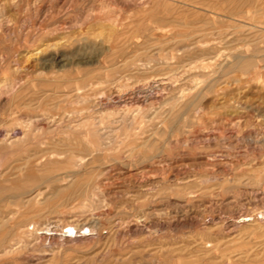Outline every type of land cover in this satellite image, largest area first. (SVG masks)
Wrapping results in <instances>:
<instances>
[{
    "label": "rangeland",
    "instance_id": "obj_1",
    "mask_svg": "<svg viewBox=\"0 0 264 264\" xmlns=\"http://www.w3.org/2000/svg\"><path fill=\"white\" fill-rule=\"evenodd\" d=\"M257 181L262 0H0V264H264Z\"/></svg>",
    "mask_w": 264,
    "mask_h": 264
},
{
    "label": "bare ground",
    "instance_id": "obj_2",
    "mask_svg": "<svg viewBox=\"0 0 264 264\" xmlns=\"http://www.w3.org/2000/svg\"><path fill=\"white\" fill-rule=\"evenodd\" d=\"M243 1V0H242ZM255 1H257V0H254V2ZM259 1H261V0H259ZM262 2H264V0H262ZM259 4V3H258ZM255 5V4H254ZM239 7V6H238ZM173 17V16H172ZM129 23V22H128ZM115 25H113L112 27H114ZM240 27H242V26H240ZM160 29H162V27L160 28ZM115 32V31H114ZM256 33V32H255ZM260 33V32H259ZM115 34V33H114ZM116 34H117V32H116ZM256 34H258V33H256ZM113 35V34H112ZM262 34L260 33V36H261ZM253 37V35H250V37ZM254 36H255V34H254ZM259 36V37H260ZM262 37V36H261ZM130 39V38H129ZM245 39V38H244ZM243 39V40H244ZM250 39V38H249ZM261 40V39H260ZM113 41H115V40H113ZM117 41V40H116ZM253 41V40H252ZM258 42H259V39L257 40ZM252 43V42H251ZM249 44V43H248ZM255 44V43H254ZM245 45V44H244ZM243 45V46H244ZM253 47V46H252ZM257 48V47H256ZM240 49V48H239ZM242 49V48H241ZM236 50V49H235ZM243 50V49H242ZM234 51V50H233ZM235 52V51H234ZM233 52V53H234ZM181 53V52H180ZM250 54V53H249ZM124 55V54H123ZM201 55V54H200ZM246 55V54H245ZM255 55V54H254ZM257 55V54H256ZM247 56V55H246ZM246 56H243V55H241V54H239V55H236L235 57H234V63L232 64V66L233 67H236V65L238 64V63H240L241 61H243V62H245L247 59V57ZM250 56H251V54H250ZM249 56V57H250ZM204 57V56H203ZM255 57V56H254ZM250 58H253V56H251ZM256 58V57H255ZM167 59V58H166ZM169 59V58H168ZM201 59V58H200ZM205 59V58H204ZM254 59V58H253ZM209 60V59H208ZM249 60V59H248ZM216 61V60H215ZM250 62H252L253 60H249ZM147 62V61H146ZM233 62V61H232ZM242 62V63H243ZM249 62V63H250ZM241 63V64H242ZM246 63V62H245ZM257 63V62H256ZM247 64H248V62H247ZM253 64H255L254 62H253ZM252 64V65H253ZM243 65H244V63H243ZM246 65V64H245ZM251 65V66H252ZM146 66V65H145ZM170 66V65H169ZM242 66V65H241ZM139 67V66H138ZM141 67V66H140ZM220 67V66H219ZM240 67V66H239ZM245 67V66H244ZM243 67V68H244ZM246 67H248V66H246ZM250 67V66H249ZM255 67V66H254ZM167 68V67H166ZM252 68V67H251ZM171 73V72H170ZM202 73V72H201ZM178 75V74H177ZM180 75V74H179ZM174 76V75H173ZM212 78V77H211ZM208 84V83H207ZM206 84V85H207ZM90 88V87H89ZM91 88H93V87H91ZM91 88H90V91H91ZM201 90H202V87L200 88ZM79 90V89H78ZM86 90H89V89H86ZM141 90V89H140ZM143 90V89H142ZM201 90H200V92H201ZM89 91V100H90V98L92 97H90V93L92 92H90ZM95 91V90H94ZM199 92V91H198ZM93 93V92H92ZM81 94V93H80ZM85 94V93H84ZM202 94V93H201ZM92 95V94H91ZM83 97V96H82ZM87 98V97H86ZM98 99V98H97ZM146 99V98H145ZM144 99V100H145ZM87 101V100H86ZM142 101V100H141ZM98 102V101H97ZM143 102V101H142ZM177 103H178V101H176ZM176 102H174V103H176ZM174 103L172 104V108L174 107ZM180 103V102H179ZM158 106V105H157ZM177 107V106H176ZM171 108V107H170ZM88 109V108H87ZM87 109H86V111H87ZM84 110V109H83ZM89 110V109H88ZM79 112V111H78ZM177 112V111H176ZM175 115H177V113H174ZM173 114V115H174ZM172 115V114H171ZM57 117V116H56ZM179 117H180V115H179ZM182 117V116H181ZM61 118V117H60ZM89 118V117H88ZM84 119H86V118H84ZM90 119V118H89ZM173 119V118H172ZM183 119V118H182ZM62 120V119H61ZM65 120V119H64ZM87 120V119H86ZM93 120V119H92ZM167 120V119H166ZM173 120H176V119H173ZM58 123H60V121H59V119H58ZM68 124V123H67ZM95 125V124H94ZM60 127H62L63 126V124L62 125H59ZM31 127V126H30ZM67 127H69L68 125H67ZM71 127V126H70ZM95 127H93V129H94ZM182 128V127H181ZM92 129V130H93ZM26 131V130H25ZM25 131H23V132H25ZM95 131V130H94ZM93 131V132H94ZM97 131V130H96ZM27 132V131H26ZM4 134V133H3ZM25 135V134H24ZM29 135V134H28ZM103 135V134H102ZM101 135V136H102ZM100 136V135H99ZM17 137V136H16ZM21 138V137H20ZM23 138V137H22ZM26 138V137H25ZM101 138V137H100ZM99 138V139H100ZM98 139V140H99ZM58 139H56V141H57ZM101 140V139H100ZM20 141H21V139H20ZM23 142V141H22ZM25 142H26V140H25ZM63 142V141H62ZM99 142V141H98ZM24 143V142H23ZM22 143V145H25V144H23ZM60 143V142H59ZM64 143V142H63ZM70 143V142H69ZM72 143V142H71ZM51 144H52V142H51ZM101 144V143H100ZM13 145V144H12ZM46 145V144H45ZM53 145V144H52ZM85 145V144H84ZM84 145H83V147H84ZM102 145V144H101ZM100 145V146H101ZM103 145H105L104 144V141H103ZM51 146V145H50ZM65 146V145H64ZM72 146V145H71ZM21 147V146H20ZM83 147H81V149H83ZM85 147H86V145H85ZM19 148V147H18ZM53 148H55L54 146H53ZM61 148V147H60ZM56 149L58 150L59 148H57L56 147ZM85 149H87V148H85ZM100 150H102V147H101V149ZM60 151H62V149L60 150ZM91 151V150H90ZM95 151H97L98 152V150H95ZM87 152V151H86ZM85 152V153H86ZM97 152H95V153H97ZM105 152V151H104ZM32 153V152H31ZM37 153V152H36ZM84 153V152H83ZM89 153V152H88ZM100 153V152H99ZM101 153H102V151H101ZM130 153V152H129ZM91 154V153H90ZM56 155H59V154H56ZM100 154H98V156H99ZM88 156V155H87ZM91 156V155H90ZM96 156V155H95ZM98 156H97V158H98ZM27 157V156H26ZM35 157V156H34ZM50 157V156H49ZM62 157V156H61ZM89 157V156H88ZM42 159V158H41ZM44 159V158H43ZM30 160V159H29ZM89 160H91V159H89ZM54 161V160H53ZM85 161V156H79L78 157V163H82V162H84ZM92 161V160H91ZM90 161V162H91ZM94 161V160H93ZM22 162V161H21ZM26 162V161H25ZM51 162V161H50ZM55 162H57V161H55ZM60 162H62V161H60ZM89 162V163H90ZM32 163H35V162H32ZM45 163H47V162H45ZM52 163V162H51ZM54 163V162H53ZM88 163V162H87ZM23 164V163H22ZM21 164V165H22ZM28 164H30V162L28 163ZM49 164V163H48ZM55 164V163H54ZM33 165V164H32ZM42 165H44V164H42ZM46 165V164H45ZM61 165V164H60ZM76 165H77V163H76ZM23 166H24V164H23ZM49 166H51V165H49ZM48 166L46 165V167H45V170H46V168H47ZM53 167V166H52ZM68 167V166H67ZM260 167V166H259ZM31 168H32V166H31ZM33 169V168H32ZM48 169V168H47ZM54 169H55V167H54ZM57 169V168H56ZM260 169V168H259ZM42 170H44V168H42ZM71 170V169H70ZM69 170V171H70ZM37 171V170H36ZM40 171V170H39ZM48 171V170H47ZM50 171L52 172V170L50 169ZM49 171V172H50ZM17 173V172H16ZM57 175V174H56ZM55 175V176H56ZM194 175V174H193ZM70 177V176H69ZM256 177H257V175H256ZM260 177V176H259ZM261 177H262V175H261ZM223 178V177H222ZM50 179V178H49ZM256 179V178H255ZM260 179V178H259ZM43 180H45V179H43ZM211 180V179H210ZM257 180H258V178H257ZM254 181V180H253ZM72 182V181H71ZM40 183V182H39ZM67 183H69V181L67 182ZM257 183H259L258 185H264V181H257ZM70 184V183H69ZM68 184V185H69ZM68 185L66 186V187H68ZM78 185V184H77ZM76 185V186H77ZM20 186V185H19ZM71 186V185H70ZM257 186V185H256ZM25 187V186H24ZM23 187V188H24ZM65 187V186H64ZM20 188V187H19ZM22 188V187H21ZM22 188V189H23ZM73 188V187H72ZM71 188V189H72ZM16 188L14 187V189L13 190H15ZM25 189H26V187H25ZM35 189H37V188H35ZM64 189V188H63ZM68 189V188H67ZM24 190V189H23ZM38 190V189H37ZM52 190H54V189H52ZM56 190V189H55ZM54 190V191H55ZM85 190V189H84ZM84 190H83V193H84ZM16 191H18V190H16ZM39 191H40V189H39ZM70 191V190H69ZM5 192V191H4ZM56 192V191H55ZM79 192V191H78ZM253 193L255 192V191H252ZM259 193H260V191H259ZM1 194V193H0ZM255 194H257V193H255ZM261 194V193H260ZM41 195V193L39 192H37V194H36V196H40ZM35 196V197H36ZM252 197V196H251ZM255 197V196H254ZM256 197H257V195H256ZM260 197V196H259ZM72 198V197H71ZM258 198V197H257ZM63 199V198H62ZM255 200V199H254ZM36 211V210H35ZM38 211V210H37ZM40 212H41V210H40ZM43 212V211H42ZM107 212V211H106ZM33 214V213H32ZM35 214H36V212H35ZM256 214H258L259 216H260V219L261 218H264V208H262V210H260V211H258ZM28 216H29V214H27ZM19 216H21V215H19ZM24 215H22V217H23ZM28 216H25V217H27L28 218ZM32 216V215H31ZM20 218V217H19ZM16 219L15 220V229L18 231L19 229H20V227H22V226H20V222H19V220H21V219ZM26 218V219H27ZM23 219H25L24 217H23ZM22 219V220H23ZM135 219V218H134ZM138 219V218H137ZM120 220V219H119ZM94 221V220H93ZM33 223V222H32ZM94 224H95V221H94ZM93 224V225H94ZM99 224V223H98ZM33 225H35V224H32V225H30L29 223H28V225H26V229L24 230V231H18L17 233H16V239H15V241L13 240V242H10V241H8V242H5V243H1L0 242V250L1 251H3L4 253L5 252H9V251H12L13 249H12V247L14 246V245H16V243L17 242H22L23 241V238H26L27 237V234L26 233H28V232H31V233H33L32 235H33V237H34V233L37 231V226H33ZM38 225H40V224H38ZM42 225V224H41ZM84 225V224H83ZM9 226V225H8ZM90 226V225H89ZM116 226V225H115ZM47 227V226H46ZM93 227V226H92ZM233 227V226H232ZM90 228V227H89ZM87 226H81V227H75V226H73V225H71V224H66V225H64V226H62V229L64 230V229H66L65 231H62V234L64 235V234H67V236H71V235H74V234H76V235H78L79 234V236H85V232L84 231H82V230H85V231H88V232H90V229H89ZM14 229V228H13ZM44 229H46V228H44ZM97 229V228H96ZM92 230V229H91ZM94 230V229H93ZM8 231V230H7ZM15 231V230H14ZM13 231V232H14ZM42 231V230H41ZM46 231H50V229L49 228H47L46 229ZM84 232V233H82V232ZM40 232V231H39ZM81 232V233H80ZM78 233V234H77ZM26 234V237H24V235ZM43 234V233H42ZM87 234V233H86ZM38 235V234H37ZM40 235V234H39ZM44 235H48V234H44ZM75 235V236H76ZM5 236V235H4ZM14 236V235H13ZM28 236H29V234H28ZM35 236H36V234H35ZM43 236V235H42ZM79 236H77V237H79ZM37 237V236H36ZM35 237V238H36ZM39 237V236H38ZM43 238H45V236L43 237ZM66 238V237H65ZM28 239V238H27ZM32 241V240H31ZM25 242V241H24ZM28 242V241H27ZM29 243V242H28ZM31 243V242H30ZM207 243H209V241H205L204 242V245H206ZM22 245H24V243H22V244H20V246H22ZM19 246V248H21ZM27 246V245H26ZM15 247V246H14ZM18 246H16V248H14V249H18L17 248ZM22 247H24V246H22ZM210 248H213V246L212 247H210ZM209 248V249H210ZM215 248V247H214ZM13 252V251H12ZM11 253V252H10ZM40 264V263H39Z\"/></svg>",
    "mask_w": 264,
    "mask_h": 264
}]
</instances>
